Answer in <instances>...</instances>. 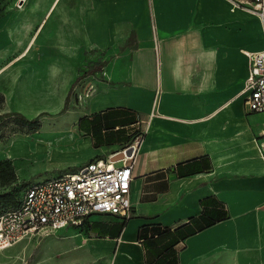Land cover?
Returning a JSON list of instances; mask_svg holds the SVG:
<instances>
[{
  "label": "crops",
  "instance_id": "obj_1",
  "mask_svg": "<svg viewBox=\"0 0 264 264\" xmlns=\"http://www.w3.org/2000/svg\"><path fill=\"white\" fill-rule=\"evenodd\" d=\"M15 2L0 0L4 112L55 113L78 155L39 181L145 132L128 217L25 237L0 264H264V112L242 93L264 18L229 0ZM28 135L3 156L29 158Z\"/></svg>",
  "mask_w": 264,
  "mask_h": 264
},
{
  "label": "built area",
  "instance_id": "obj_2",
  "mask_svg": "<svg viewBox=\"0 0 264 264\" xmlns=\"http://www.w3.org/2000/svg\"><path fill=\"white\" fill-rule=\"evenodd\" d=\"M229 1L264 18V0ZM25 2L16 0L15 5L20 8ZM242 93L249 111L264 112V49L250 56ZM87 95L86 91L82 99ZM144 132L107 159L92 160L76 171L28 185L19 205L0 214V249L25 237L40 238L60 228L82 226L93 213L128 217L132 169ZM261 137L264 141V131Z\"/></svg>",
  "mask_w": 264,
  "mask_h": 264
},
{
  "label": "rangeland",
  "instance_id": "obj_3",
  "mask_svg": "<svg viewBox=\"0 0 264 264\" xmlns=\"http://www.w3.org/2000/svg\"><path fill=\"white\" fill-rule=\"evenodd\" d=\"M81 69L82 68L79 67L78 72L81 71ZM60 86L61 84L56 85L57 89H59ZM33 102L35 103L36 101ZM39 108H41V106H32L31 111L23 115L27 119H32L37 114V118L43 126L35 133L34 131L29 133L18 131L14 117H0V161L7 159L3 156V146L18 135L29 134L25 140L27 145L29 144L26 151L33 153L29 158L16 159L14 163L9 159L16 173V180L3 183V179L0 178V195L8 193L14 195L17 199H21L28 185L38 182L42 177L49 176L58 169L66 170L67 166L77 159L76 157L78 155L72 153V150L68 148L70 141L66 139L64 133L52 127V124L57 123L56 118H54L56 117L55 113L41 110L38 112L37 110H39ZM4 113L2 101L0 103V114L2 115ZM26 129L28 128L25 127L24 130ZM21 178L26 179L24 180Z\"/></svg>",
  "mask_w": 264,
  "mask_h": 264
},
{
  "label": "trees",
  "instance_id": "obj_4",
  "mask_svg": "<svg viewBox=\"0 0 264 264\" xmlns=\"http://www.w3.org/2000/svg\"><path fill=\"white\" fill-rule=\"evenodd\" d=\"M3 101L2 95H0V103ZM66 106V102L64 103V108ZM0 117H14L17 129L20 132L25 131V133L36 131L40 126V121L37 117H34L32 119H27L23 115H21L18 112H8L4 114H0ZM25 127L28 129L24 130ZM16 129V130H17ZM10 160L6 159L3 161H0V178L3 179V183L7 182H13L16 180V173L14 171L13 166L10 164ZM21 199H17L14 195H10L6 193L5 195H0V214L5 212L6 210L10 208H14L17 205H19Z\"/></svg>",
  "mask_w": 264,
  "mask_h": 264
}]
</instances>
